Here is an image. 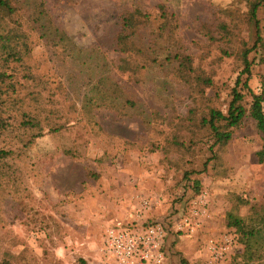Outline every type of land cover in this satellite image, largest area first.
<instances>
[{
	"label": "rangeland",
	"instance_id": "1",
	"mask_svg": "<svg viewBox=\"0 0 264 264\" xmlns=\"http://www.w3.org/2000/svg\"><path fill=\"white\" fill-rule=\"evenodd\" d=\"M12 1L23 60L0 56V264H116L106 229L155 221L170 264H264V135L245 86L264 92V0ZM39 5L48 38L31 19ZM162 6L174 27L161 34ZM136 8L159 43L149 68L116 46ZM244 50L251 76L237 86ZM182 56L210 86L177 79ZM236 88L246 116L216 144L203 119L226 115Z\"/></svg>",
	"mask_w": 264,
	"mask_h": 264
},
{
	"label": "trees",
	"instance_id": "2",
	"mask_svg": "<svg viewBox=\"0 0 264 264\" xmlns=\"http://www.w3.org/2000/svg\"><path fill=\"white\" fill-rule=\"evenodd\" d=\"M259 7L260 1H257L251 6L250 11L251 19L255 20L256 22L258 35L259 21L257 20V14ZM160 8L163 23L159 21L157 31L162 34L165 33L168 29H172L174 26L165 7L162 6ZM17 13L18 9L14 5L12 0H0V56H5L6 62L10 60L14 62H21L23 60V56L17 49V46L13 45L14 37L12 36V30L10 28V23H13L14 16H16ZM45 14L46 12L39 5L37 6L36 11L31 15V19L35 27L40 31V36L42 38H48V33L51 30L48 28L44 20ZM153 21L154 20H152V15H150L148 12L142 11L139 8H136L134 11L126 12V15L122 20L121 31L116 38L117 50L126 56H134L139 58L143 62L144 68L152 67L159 62L155 57L157 49L159 47L158 39L155 36L154 41L151 42V40L143 32L144 30L150 28ZM53 31H55V34L59 36V41H62L65 38V36H63V34L59 32V30L55 29ZM148 42L150 43L149 45H147ZM249 52L250 50H244L242 54L245 69L237 79V86L241 84L242 76L244 74L247 75V78H250L251 76V62H249ZM190 61V58H186L183 56L182 58H179V65L176 68L178 71L177 79L181 82L184 81L191 86V83L193 81L197 82L199 86H210L212 82L209 78L204 76H196L194 78H191L192 76L187 74L186 70L191 71ZM4 77L5 74L0 73V81ZM247 82L248 81L245 82V86L253 100L250 108V115L253 120L256 121L258 130L264 135V112L262 109V104L264 102V92L260 95L255 94V92L251 88H249ZM232 96L233 98L230 102L229 109L226 115L223 114L222 111L211 109L209 118L203 119V123L205 125H208L212 130L216 144L226 143L230 141L232 138L231 129L238 127L243 122L246 116V109L241 104L244 99V95L236 88L234 89ZM39 125L40 124L37 121L32 120L31 118L27 119V121L24 122L25 127H29L32 129L35 127H39ZM8 153L9 152H6L5 150H0V159H4L8 155ZM257 155L259 157V161L261 163L264 162V146ZM194 184L197 185L198 182H195ZM228 219L229 225L235 226L239 230L242 229L243 226L241 219L231 214L228 216ZM181 264H187V261L182 260Z\"/></svg>",
	"mask_w": 264,
	"mask_h": 264
},
{
	"label": "built area",
	"instance_id": "3",
	"mask_svg": "<svg viewBox=\"0 0 264 264\" xmlns=\"http://www.w3.org/2000/svg\"><path fill=\"white\" fill-rule=\"evenodd\" d=\"M168 234L169 229L162 221L143 226L116 222L105 231L103 251L110 253L116 264H166Z\"/></svg>",
	"mask_w": 264,
	"mask_h": 264
},
{
	"label": "crops",
	"instance_id": "4",
	"mask_svg": "<svg viewBox=\"0 0 264 264\" xmlns=\"http://www.w3.org/2000/svg\"><path fill=\"white\" fill-rule=\"evenodd\" d=\"M166 249H167V247H166ZM166 251H167V253H168V250H166ZM166 264H170V260H169V259H167Z\"/></svg>",
	"mask_w": 264,
	"mask_h": 264
}]
</instances>
